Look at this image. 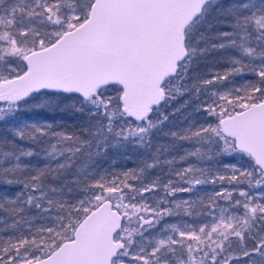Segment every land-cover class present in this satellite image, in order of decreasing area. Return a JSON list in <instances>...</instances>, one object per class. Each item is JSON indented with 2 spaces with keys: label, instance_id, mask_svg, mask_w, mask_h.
<instances>
[{
  "label": "snow or ice",
  "instance_id": "snow-or-ice-1",
  "mask_svg": "<svg viewBox=\"0 0 264 264\" xmlns=\"http://www.w3.org/2000/svg\"><path fill=\"white\" fill-rule=\"evenodd\" d=\"M0 264H264V0H0Z\"/></svg>",
  "mask_w": 264,
  "mask_h": 264
},
{
  "label": "rangeland",
  "instance_id": "rangeland-1",
  "mask_svg": "<svg viewBox=\"0 0 264 264\" xmlns=\"http://www.w3.org/2000/svg\"><path fill=\"white\" fill-rule=\"evenodd\" d=\"M207 67H211V64H209ZM207 67L204 68L205 71L207 70ZM216 67L220 68V67H222V65L217 63ZM179 103H180V101L173 102V104L169 108H167L166 111H172L173 108L179 106ZM46 116H48V118H51V114H46ZM103 166L108 167V164H104ZM134 166H135V164H134L133 160L119 159L116 163V171L117 172L123 171L125 169L132 168Z\"/></svg>",
  "mask_w": 264,
  "mask_h": 264
}]
</instances>
